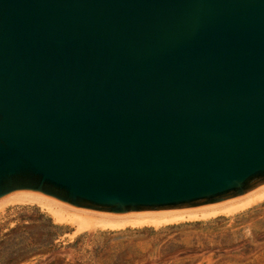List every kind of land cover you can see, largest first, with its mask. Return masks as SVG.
Masks as SVG:
<instances>
[{
  "label": "water",
  "instance_id": "water-1",
  "mask_svg": "<svg viewBox=\"0 0 264 264\" xmlns=\"http://www.w3.org/2000/svg\"><path fill=\"white\" fill-rule=\"evenodd\" d=\"M264 185V0H0V199L126 215Z\"/></svg>",
  "mask_w": 264,
  "mask_h": 264
},
{
  "label": "rangeland",
  "instance_id": "rangeland-1",
  "mask_svg": "<svg viewBox=\"0 0 264 264\" xmlns=\"http://www.w3.org/2000/svg\"><path fill=\"white\" fill-rule=\"evenodd\" d=\"M75 209L68 206L65 212L79 214ZM51 212L48 205L35 200L0 208V264L51 260L56 264H264V199L227 214L187 217L183 212L184 217L156 225L88 224L80 229L73 217L66 214L67 218L59 219ZM114 218L132 219L134 215ZM45 229L57 232L55 245L48 251L43 250V243L31 241ZM33 250L39 252L24 259L16 257Z\"/></svg>",
  "mask_w": 264,
  "mask_h": 264
},
{
  "label": "bare ground",
  "instance_id": "bare-ground-1",
  "mask_svg": "<svg viewBox=\"0 0 264 264\" xmlns=\"http://www.w3.org/2000/svg\"><path fill=\"white\" fill-rule=\"evenodd\" d=\"M264 199V185L248 192L247 194H244L238 198L232 199L230 201L224 202L219 205L209 206V207H202V208H194V209H187V210H177V211H166V212H155V213H137L133 214L134 218L132 219H116L117 215H107L103 213H95V212H89V211H83L80 209H75L78 211L79 214H67L65 212L67 205H64L60 202H57L55 200H52L50 198L44 197L39 194H35L32 192H25V191H17L14 193H10L9 195L3 197L0 199V208H2L4 205L8 203H13L17 201H25V200H35L38 202H42L46 205H48L49 209L52 210V212L60 219V218H70L73 217L76 221L79 228L82 226V229L86 227L88 224H98L99 225H109L110 227L113 226H121L122 224H125L127 222L138 224V223H153L158 224L161 222L171 221V219L176 217H184L183 212H186L185 215L188 216H195V217H206L210 215H214L217 213H231L234 211H237L239 209H243L247 206H249L252 203L258 202L260 200ZM42 205V204H41ZM182 211V212H181ZM51 212V213H52ZM177 214V212H180L177 215H171L172 213ZM70 213V212H69ZM67 214V216H66ZM98 215L99 217L92 218L89 215ZM170 214L171 216H168ZM55 216V217H56ZM72 218V219H73ZM121 218V217H120ZM176 219V218H175ZM188 219V218H187ZM72 221V220H71ZM73 222V221H72ZM85 225V226H84ZM77 226V227H78ZM84 227V228H83ZM77 229V228H76ZM81 229V228H80ZM79 230V229H78ZM76 230V231H78Z\"/></svg>",
  "mask_w": 264,
  "mask_h": 264
},
{
  "label": "trees",
  "instance_id": "trees-1",
  "mask_svg": "<svg viewBox=\"0 0 264 264\" xmlns=\"http://www.w3.org/2000/svg\"><path fill=\"white\" fill-rule=\"evenodd\" d=\"M49 226L54 227L53 225H49ZM56 236H57V232L52 233V231H50L49 229H45L44 231H41V233L39 235L33 237L31 239V241H33L35 244H42L43 243L44 244L43 250L48 251V248L55 245L54 240H55ZM38 252H39V250L27 251V252H25V254L17 255L16 257L19 256L22 259H24V258H28V257H30L33 254L38 253ZM45 264H56V263L53 260H51ZM68 264H81V263L75 262V263H68Z\"/></svg>",
  "mask_w": 264,
  "mask_h": 264
}]
</instances>
